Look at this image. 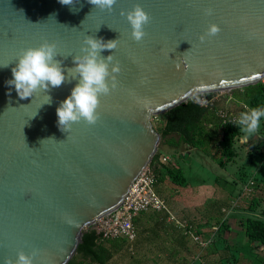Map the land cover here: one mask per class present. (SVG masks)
<instances>
[{"label": "water", "instance_id": "1", "mask_svg": "<svg viewBox=\"0 0 264 264\" xmlns=\"http://www.w3.org/2000/svg\"><path fill=\"white\" fill-rule=\"evenodd\" d=\"M135 3L151 17L140 43L120 15ZM211 23L221 31L201 43ZM86 35L118 39L100 52L119 61L118 86L100 97L96 124L66 132L56 109L78 78L50 88V104L43 92L20 99L7 81L20 50L45 40L57 44L67 77ZM263 79L264 0H117L111 12L88 0H0V264L33 248V264H67L83 229L121 205L156 153L152 116Z\"/></svg>", "mask_w": 264, "mask_h": 264}, {"label": "rangeland", "instance_id": "2", "mask_svg": "<svg viewBox=\"0 0 264 264\" xmlns=\"http://www.w3.org/2000/svg\"><path fill=\"white\" fill-rule=\"evenodd\" d=\"M201 98L206 105L212 107L217 105L219 109L232 112L237 117L246 105V102L236 104L232 101V90L198 94L193 97L194 100ZM151 120L154 126L157 120L153 118ZM178 136L177 133H173L160 137L158 143L159 156L167 157V162L163 165L179 166L185 180L182 185L170 182L181 185V188L210 186L216 194L206 205V211L210 214L216 210L215 208L217 211L223 208L228 211L220 213L225 219L217 224L219 230L217 236L210 233L208 244L211 245L215 237L218 239L215 246L220 244L221 250V244H224L225 250L222 249L218 254L217 251L211 252L207 257V264H264V248L250 242L244 234L248 219H259L264 222V118L261 119L260 129L255 135L245 137L240 130L238 131L233 140V153L228 158L220 157L219 153L211 148L208 150L188 148L183 143L170 147ZM251 180L254 185L250 186V191L247 192L244 187ZM203 208L199 206L195 210L202 212Z\"/></svg>", "mask_w": 264, "mask_h": 264}, {"label": "clouds", "instance_id": "3", "mask_svg": "<svg viewBox=\"0 0 264 264\" xmlns=\"http://www.w3.org/2000/svg\"><path fill=\"white\" fill-rule=\"evenodd\" d=\"M59 2L62 5L73 6L75 0H59ZM88 2L100 11L111 12L117 0H88ZM74 8L71 7L70 10L78 11ZM204 13L211 15L212 9H204ZM120 15L126 16L131 27V39L137 43L142 42L146 36L145 27L151 20L149 13L140 3H135L127 12L121 9ZM220 31L219 25L211 23L199 36V40L203 43ZM117 44L118 39L105 42L103 38L86 35L81 45V54L73 57L75 67L67 69L66 77L61 61L56 59L60 55L57 44L45 40L37 47L20 50L16 59L17 64L12 68L13 78L8 80L7 84L14 85L19 98L25 99L37 92L47 94L50 88H58L66 80L70 82V79L78 78V83L72 88L70 95L56 109L58 126L62 131L69 132L73 123L83 121L88 125H94L99 119L97 109L100 106V97L109 95L117 88L118 81L115 74L121 71L119 61L113 63V55L105 58L100 55V52L104 49H116ZM175 67L177 71L180 70L179 64ZM46 103H51V97L48 94L44 104ZM262 118H264V107L246 108L235 119L234 124L245 137H250L259 131ZM39 251L36 248H33L30 253L19 250L15 260L4 257V264H33V258Z\"/></svg>", "mask_w": 264, "mask_h": 264}, {"label": "crops", "instance_id": "4", "mask_svg": "<svg viewBox=\"0 0 264 264\" xmlns=\"http://www.w3.org/2000/svg\"><path fill=\"white\" fill-rule=\"evenodd\" d=\"M179 143L182 142L178 136L170 147ZM211 189L203 185L181 188L167 178L156 180L155 190L166 201L169 211L139 212L133 218L136 236L131 241L122 237L97 241L103 247L98 253L106 255L104 263L76 253L73 264H207L211 252L225 250L224 244L221 250L220 244L215 246V237L209 246L200 245L192 237L195 234L201 240H210L211 234L217 236V224L225 219L220 209L215 208L211 214L206 211V205L216 194ZM199 206L204 207L202 212L195 210Z\"/></svg>", "mask_w": 264, "mask_h": 264}, {"label": "trees", "instance_id": "5", "mask_svg": "<svg viewBox=\"0 0 264 264\" xmlns=\"http://www.w3.org/2000/svg\"><path fill=\"white\" fill-rule=\"evenodd\" d=\"M232 101L236 104L246 102L245 104L249 108L264 107V79L252 85L232 89ZM218 110L217 105L212 107L189 99L166 112L152 116V118L157 120L154 128L161 138L177 133L179 140L188 148L204 150L211 148L214 152H218L220 157L227 156L228 158L233 153V140L238 134L239 128L234 122H222L217 114ZM242 111H245L244 108L241 109ZM158 156L159 152L156 151L150 161L156 180L167 178L174 183L184 184L185 180L179 166H164L163 163L157 162ZM244 234L250 242H255L264 248L263 221L248 219ZM97 240L98 233L94 228L91 226L84 228L75 254L80 253L92 261L104 263L106 255L102 252L98 253L103 250V247L97 243ZM67 264H73V258Z\"/></svg>", "mask_w": 264, "mask_h": 264}, {"label": "built area", "instance_id": "6", "mask_svg": "<svg viewBox=\"0 0 264 264\" xmlns=\"http://www.w3.org/2000/svg\"><path fill=\"white\" fill-rule=\"evenodd\" d=\"M195 101L206 105L203 98L200 100L195 99ZM246 108L248 107L245 105L244 109ZM217 114L224 123H233L237 118V115L224 109H219ZM157 162L165 163L167 162V157L158 156ZM155 182L156 176L152 165L149 163L132 182L121 205L112 212L94 221L91 227L98 233L97 241L118 237L131 241L136 236L133 218L139 212L148 209L169 211L166 201L161 198L155 190ZM252 185H254V182L251 180L244 189L248 192ZM222 211L228 212L225 208H223ZM192 237L197 243L203 246L210 242L209 239L201 240V238L195 234H193Z\"/></svg>", "mask_w": 264, "mask_h": 264}]
</instances>
